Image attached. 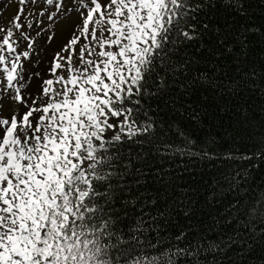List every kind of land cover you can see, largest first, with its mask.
Listing matches in <instances>:
<instances>
[{"label": "snow or ice", "instance_id": "snow-or-ice-1", "mask_svg": "<svg viewBox=\"0 0 264 264\" xmlns=\"http://www.w3.org/2000/svg\"><path fill=\"white\" fill-rule=\"evenodd\" d=\"M13 2L0 11V264H264L252 0Z\"/></svg>", "mask_w": 264, "mask_h": 264}, {"label": "rangeland", "instance_id": "rangeland-1", "mask_svg": "<svg viewBox=\"0 0 264 264\" xmlns=\"http://www.w3.org/2000/svg\"><path fill=\"white\" fill-rule=\"evenodd\" d=\"M4 3H6V0H0V11H3L4 17L5 18H10L12 17L17 9V5L15 2L11 3L9 7L5 8L4 7ZM67 39V33L64 32L62 35H59L58 38L56 39V41L52 44L51 49L49 50V54L46 55L44 57L45 63H41L38 66V69H34L35 70H39V71H45L48 68V63L47 61L51 60V52L58 50L61 46L62 43H64ZM47 78V77H45ZM5 115H11V113H5Z\"/></svg>", "mask_w": 264, "mask_h": 264}, {"label": "trees", "instance_id": "trees-1", "mask_svg": "<svg viewBox=\"0 0 264 264\" xmlns=\"http://www.w3.org/2000/svg\"><path fill=\"white\" fill-rule=\"evenodd\" d=\"M250 11L257 16V22H264V4H261L260 0H252Z\"/></svg>", "mask_w": 264, "mask_h": 264}]
</instances>
